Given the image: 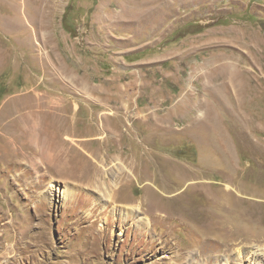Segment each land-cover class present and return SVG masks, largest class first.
Returning <instances> with one entry per match:
<instances>
[{
	"label": "rangeland",
	"instance_id": "374dc122",
	"mask_svg": "<svg viewBox=\"0 0 264 264\" xmlns=\"http://www.w3.org/2000/svg\"><path fill=\"white\" fill-rule=\"evenodd\" d=\"M0 264H264V0H0Z\"/></svg>",
	"mask_w": 264,
	"mask_h": 264
},
{
	"label": "bare ground",
	"instance_id": "6f19581e",
	"mask_svg": "<svg viewBox=\"0 0 264 264\" xmlns=\"http://www.w3.org/2000/svg\"><path fill=\"white\" fill-rule=\"evenodd\" d=\"M53 2H55V0H52ZM34 21V20H33ZM36 22V21H35ZM132 179V178H131ZM198 182V181H197ZM190 183V182H189ZM151 184V183H150ZM188 186V185H187ZM202 190H203V188H202ZM107 196H110V195H108V194H106ZM211 199V198H210ZM208 201H209V199H208ZM135 207H136V209H140L141 210V207H139V205H134ZM145 209H147V208H145ZM148 210V209H147ZM146 210V211H147ZM225 212V211H224ZM164 216V215H163ZM168 218V217H167ZM139 221H141V222H144V223H146V224H149L150 222H151V220H150V218L147 216V215H142L141 217H139V219H138ZM262 261V260H261Z\"/></svg>",
	"mask_w": 264,
	"mask_h": 264
}]
</instances>
